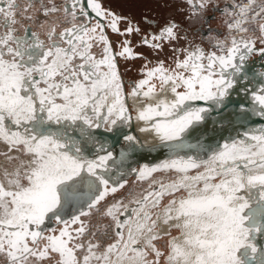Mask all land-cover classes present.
I'll return each mask as SVG.
<instances>
[{
    "label": "snow or ice",
    "instance_id": "6c2138e0",
    "mask_svg": "<svg viewBox=\"0 0 264 264\" xmlns=\"http://www.w3.org/2000/svg\"><path fill=\"white\" fill-rule=\"evenodd\" d=\"M114 2L0 0V264H264V0Z\"/></svg>",
    "mask_w": 264,
    "mask_h": 264
},
{
    "label": "water",
    "instance_id": "95a60500",
    "mask_svg": "<svg viewBox=\"0 0 264 264\" xmlns=\"http://www.w3.org/2000/svg\"><path fill=\"white\" fill-rule=\"evenodd\" d=\"M254 67L258 69L260 67V64L257 63ZM240 98H241L240 96H235V95L233 97V99H236V100H239ZM254 123L259 125L261 123H264V121H261L258 118H256L254 120ZM133 131H134V134H136L137 136H140L143 139L142 134L135 132V126L134 125H133ZM225 135H227V133H225ZM115 139H116L115 137H112L109 135V141L110 142L115 140ZM120 143H122V139L120 140ZM120 143H116L114 145L117 152L120 149ZM162 158H163V155L161 153H152L151 155H148L147 153H136L132 157V161H133V166H136V164H139V163H150V162H154L157 159H162Z\"/></svg>",
    "mask_w": 264,
    "mask_h": 264
},
{
    "label": "rangeland",
    "instance_id": "374dc122",
    "mask_svg": "<svg viewBox=\"0 0 264 264\" xmlns=\"http://www.w3.org/2000/svg\"><path fill=\"white\" fill-rule=\"evenodd\" d=\"M112 6L114 8H117L120 11H123L125 14L131 13L136 19L140 18L141 12L146 7H151V5H144V4L133 5V4L124 2V0H115Z\"/></svg>",
    "mask_w": 264,
    "mask_h": 264
},
{
    "label": "flooded vegetation",
    "instance_id": "af4514ba",
    "mask_svg": "<svg viewBox=\"0 0 264 264\" xmlns=\"http://www.w3.org/2000/svg\"><path fill=\"white\" fill-rule=\"evenodd\" d=\"M142 63V61H136L135 64L136 66H139Z\"/></svg>",
    "mask_w": 264,
    "mask_h": 264
}]
</instances>
